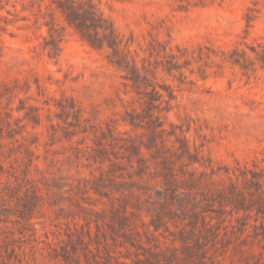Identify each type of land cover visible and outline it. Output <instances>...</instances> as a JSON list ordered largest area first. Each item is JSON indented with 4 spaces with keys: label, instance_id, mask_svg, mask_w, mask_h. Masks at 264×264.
<instances>
[{
    "label": "rangeland",
    "instance_id": "rangeland-1",
    "mask_svg": "<svg viewBox=\"0 0 264 264\" xmlns=\"http://www.w3.org/2000/svg\"><path fill=\"white\" fill-rule=\"evenodd\" d=\"M97 2L137 47L229 46L248 15L264 42V0ZM3 4L0 264H264V70L162 79L172 107L147 116L72 26L51 58L43 19Z\"/></svg>",
    "mask_w": 264,
    "mask_h": 264
},
{
    "label": "trees",
    "instance_id": "trees-1",
    "mask_svg": "<svg viewBox=\"0 0 264 264\" xmlns=\"http://www.w3.org/2000/svg\"><path fill=\"white\" fill-rule=\"evenodd\" d=\"M23 11H30L36 22L46 25L48 35L43 48L51 58H58L65 38V25L72 26L92 49L104 54L106 61L123 73L135 93L144 100V112L153 116L155 111H169L175 97L173 85L162 82L172 79L178 85L207 79L209 68L238 67L250 76L264 70V42H248L250 23L243 41L229 46L196 43L191 46L161 40L149 33L145 46L138 45L135 34L121 32L100 8L97 0H21ZM4 8L3 0H0ZM14 6H16L14 4ZM10 12V11H9ZM26 19V17H25ZM8 23V21H6ZM196 75L195 78L192 76ZM166 96H168L166 98ZM135 122V121H133Z\"/></svg>",
    "mask_w": 264,
    "mask_h": 264
}]
</instances>
